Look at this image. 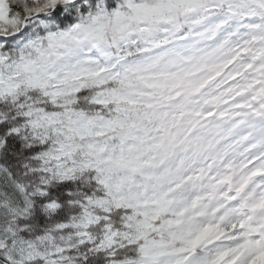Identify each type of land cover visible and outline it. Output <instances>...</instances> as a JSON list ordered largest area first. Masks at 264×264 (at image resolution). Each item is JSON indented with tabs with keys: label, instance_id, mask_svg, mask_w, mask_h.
Returning <instances> with one entry per match:
<instances>
[{
	"label": "snow or ice",
	"instance_id": "1",
	"mask_svg": "<svg viewBox=\"0 0 264 264\" xmlns=\"http://www.w3.org/2000/svg\"><path fill=\"white\" fill-rule=\"evenodd\" d=\"M0 264H264V0H0Z\"/></svg>",
	"mask_w": 264,
	"mask_h": 264
}]
</instances>
